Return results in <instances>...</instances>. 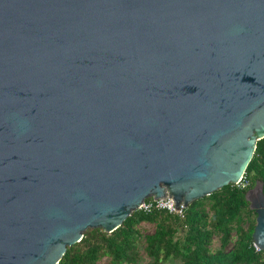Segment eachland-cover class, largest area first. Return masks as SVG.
Listing matches in <instances>:
<instances>
[{"label":"water","instance_id":"1","mask_svg":"<svg viewBox=\"0 0 264 264\" xmlns=\"http://www.w3.org/2000/svg\"><path fill=\"white\" fill-rule=\"evenodd\" d=\"M262 137L264 0H0V264L236 184Z\"/></svg>","mask_w":264,"mask_h":264},{"label":"trees","instance_id":"2","mask_svg":"<svg viewBox=\"0 0 264 264\" xmlns=\"http://www.w3.org/2000/svg\"><path fill=\"white\" fill-rule=\"evenodd\" d=\"M242 177L246 186L227 184L192 200L182 217L136 209L111 232L86 229L56 264H263L264 250L252 246L255 215L244 193L260 182L264 196V137L256 140ZM212 237L217 244L211 247Z\"/></svg>","mask_w":264,"mask_h":264},{"label":"built area","instance_id":"3","mask_svg":"<svg viewBox=\"0 0 264 264\" xmlns=\"http://www.w3.org/2000/svg\"><path fill=\"white\" fill-rule=\"evenodd\" d=\"M247 180L241 177V179L236 183V185L240 187H244L247 185ZM158 209V210H166L168 213H173L178 217H182L183 212V206L179 204L178 208H174V203L172 199L166 197V198H157L155 200H144L137 209H141L143 211H149L150 209ZM255 250H258L256 247H254Z\"/></svg>","mask_w":264,"mask_h":264},{"label":"rangeland","instance_id":"4","mask_svg":"<svg viewBox=\"0 0 264 264\" xmlns=\"http://www.w3.org/2000/svg\"><path fill=\"white\" fill-rule=\"evenodd\" d=\"M145 226H148V225H145ZM150 231H151V229L148 228L147 232H150ZM216 244H217V239H216V237H212V244H211V247H212V246H216ZM230 246H231V244H228V245L226 246L225 250H228Z\"/></svg>","mask_w":264,"mask_h":264}]
</instances>
